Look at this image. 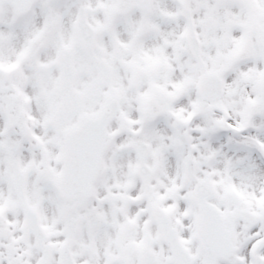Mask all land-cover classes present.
Wrapping results in <instances>:
<instances>
[{
	"label": "snow or ice",
	"instance_id": "snow-or-ice-1",
	"mask_svg": "<svg viewBox=\"0 0 264 264\" xmlns=\"http://www.w3.org/2000/svg\"><path fill=\"white\" fill-rule=\"evenodd\" d=\"M0 264H264V0H0Z\"/></svg>",
	"mask_w": 264,
	"mask_h": 264
}]
</instances>
